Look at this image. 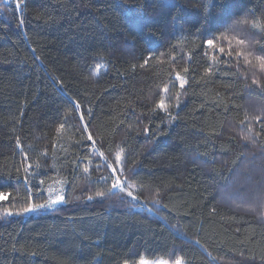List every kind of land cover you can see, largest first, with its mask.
Listing matches in <instances>:
<instances>
[{
	"label": "trees",
	"instance_id": "16d2710c",
	"mask_svg": "<svg viewBox=\"0 0 264 264\" xmlns=\"http://www.w3.org/2000/svg\"><path fill=\"white\" fill-rule=\"evenodd\" d=\"M172 4L0 0V264H264V0Z\"/></svg>",
	"mask_w": 264,
	"mask_h": 264
},
{
	"label": "snow or ice",
	"instance_id": "6c2138e0",
	"mask_svg": "<svg viewBox=\"0 0 264 264\" xmlns=\"http://www.w3.org/2000/svg\"><path fill=\"white\" fill-rule=\"evenodd\" d=\"M166 2H167V4H168V6H174L173 4H172V0H166ZM205 43H206V45L207 46H209V47H215V41H214V39H206L205 40ZM240 43H243V41H240ZM219 51L221 52V53H223L224 52V49L223 48H220L219 49ZM229 54H231V49L229 50ZM237 55H242V53H237ZM260 61H261V67L262 68H264V58H258ZM185 71H187V69H185ZM179 78V77H178ZM257 81H253V83H256ZM181 87H183V82L181 83ZM164 91H167V89H164ZM77 107H79L78 105H77ZM157 107H159V108H161V109H164V103H163V101H161L158 105H157ZM89 140H91L92 139V137H91V135H89ZM29 167H31V165H29ZM85 171H88V169H85ZM111 188L112 189H118L120 192H124L125 191V189H124V187L122 186V182H121V180L117 177L116 179H114L113 180V182H112V185H111ZM101 195H102V193H101ZM127 195L129 196V197H131L133 200H135V199H137L138 197L136 196V195H133V193L132 192H128L127 193ZM2 198H4V194L3 193H0V199H2ZM59 199H63L62 197H60ZM52 203H56V201H52ZM33 207H35V208H42V207H44V205L43 204H36V205H29L28 207H26L25 209H24V211L25 212H28V211H31L32 209H33ZM8 215H11L12 213L11 212H8L7 213ZM140 264H147V262L146 261H141L140 262ZM160 264H167V262H160ZM176 264H181V261L180 260H177L176 261Z\"/></svg>",
	"mask_w": 264,
	"mask_h": 264
},
{
	"label": "rangeland",
	"instance_id": "374dc122",
	"mask_svg": "<svg viewBox=\"0 0 264 264\" xmlns=\"http://www.w3.org/2000/svg\"><path fill=\"white\" fill-rule=\"evenodd\" d=\"M12 1H14V0H3V2L6 3V4L11 3ZM60 197L63 198V193L60 190H52V192H50V197H49L48 201L43 204L44 207H42V208H35V207H33V209L31 211L25 212L23 210L21 212L13 213L11 215L28 216V215H31V214L32 215H35V214H38V213H41V212L51 211L55 207H57L58 205H60V204H62L64 202V198L61 200V199H59ZM2 199H0V200H2ZM52 201H56V203H52ZM6 216H10V215L6 214ZM142 260L143 261H146L147 264H160V262H167V261L162 260V259H159V260L141 259L137 264H140V262ZM167 264H171V263H168L167 262ZM173 264H176V262L173 263ZM181 264H184V263L181 261Z\"/></svg>",
	"mask_w": 264,
	"mask_h": 264
}]
</instances>
